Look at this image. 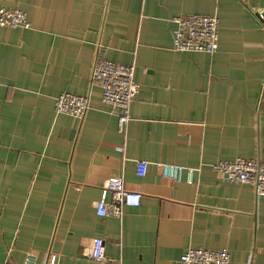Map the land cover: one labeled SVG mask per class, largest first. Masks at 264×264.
Listing matches in <instances>:
<instances>
[{"label":"crops","instance_id":"obj_1","mask_svg":"<svg viewBox=\"0 0 264 264\" xmlns=\"http://www.w3.org/2000/svg\"><path fill=\"white\" fill-rule=\"evenodd\" d=\"M30 27L0 26V264H178L190 247L264 264V195L222 181L218 160L264 162V0H0ZM217 15L214 53H178L169 19ZM134 64L131 119L92 80L96 58ZM88 95L84 117L57 112L61 92ZM148 162L146 174L137 162ZM161 164L195 168L181 181ZM111 174L141 192L122 217L96 211ZM106 260L93 259L94 237Z\"/></svg>","mask_w":264,"mask_h":264},{"label":"built area","instance_id":"obj_2","mask_svg":"<svg viewBox=\"0 0 264 264\" xmlns=\"http://www.w3.org/2000/svg\"><path fill=\"white\" fill-rule=\"evenodd\" d=\"M255 16L264 27V7L255 10ZM172 32V48L178 53L200 51L214 53L219 48L220 24L217 15L178 14L169 19ZM0 26L13 28L30 27L28 14L22 9L0 7ZM92 80L102 87V100L118 111V128L125 129L131 119L130 107L140 90L135 79L134 64L118 63L98 56L92 70ZM90 107L88 95L74 92H61L55 99L57 112L82 118ZM162 174L178 181L186 171L188 181L193 180L195 168H186L174 164H161ZM218 178L230 183L251 184L258 195H264V162L257 157H238L232 160H218L213 164ZM148 162H137L136 172L146 174ZM102 188L112 193V202L103 199L97 202L99 215L113 214L122 217L125 205H138L141 192L129 189L120 174H111ZM89 254L93 259L108 258L106 241L103 237H94L89 245ZM52 262L50 264H54ZM37 257L29 252L26 264H36ZM178 264H231V254L227 249H209L190 246L178 259Z\"/></svg>","mask_w":264,"mask_h":264}]
</instances>
